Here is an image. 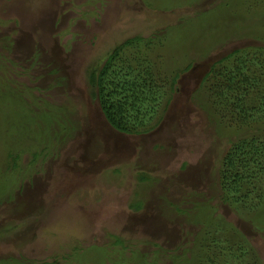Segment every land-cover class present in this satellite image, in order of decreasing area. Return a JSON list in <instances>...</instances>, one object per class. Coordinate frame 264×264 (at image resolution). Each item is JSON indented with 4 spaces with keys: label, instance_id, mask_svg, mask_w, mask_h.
<instances>
[{
    "label": "rangeland",
    "instance_id": "rangeland-1",
    "mask_svg": "<svg viewBox=\"0 0 264 264\" xmlns=\"http://www.w3.org/2000/svg\"><path fill=\"white\" fill-rule=\"evenodd\" d=\"M120 45L116 63L144 57L150 74L177 78L147 133L111 127L89 82ZM237 51L264 54V0H0V264H75L74 246L88 264L122 246L157 264H264V175L250 166L257 188L222 195L236 136L207 103L226 82L223 65L210 69ZM31 116L35 140L16 139Z\"/></svg>",
    "mask_w": 264,
    "mask_h": 264
},
{
    "label": "trees",
    "instance_id": "trees-1",
    "mask_svg": "<svg viewBox=\"0 0 264 264\" xmlns=\"http://www.w3.org/2000/svg\"><path fill=\"white\" fill-rule=\"evenodd\" d=\"M166 34L162 36L166 38ZM138 41L140 42L142 39L136 36L128 40L126 44ZM123 47V45H120L102 68H93L90 71L89 82L99 93L101 111L111 127L124 134L147 133L155 129L168 112L177 92V78L174 76L167 80L164 76L160 75V78L156 74H150L151 67L149 62L142 61L144 57L137 58L133 66L129 64L128 59L116 63L120 59L119 53L123 50ZM253 55L242 54V52L237 51L233 55L224 57L214 63L206 76V78L216 76L219 72V77L223 78V74H226L224 77L225 83L224 81L218 84L213 82L211 86L214 89L212 91L213 97L210 96L207 103L214 110L211 113H214L218 119L229 116V126L236 136L234 141L232 139L229 141L232 146L222 160L223 165L219 175V188L223 190L222 195L230 193L229 191L241 193L246 187L257 188L252 180L256 178L252 173L255 171L250 166L254 169L257 168L262 176L264 175V152L261 153L262 150L264 151V149H261V139L264 138V128H262L264 124V54L259 57ZM147 56L149 57L148 54ZM236 56L241 59L240 62H236V59L233 60V57ZM5 58L7 57L0 55V60ZM218 65H223L219 71L217 70ZM140 67L142 68L140 69ZM141 71L146 74L141 73ZM224 89H228L226 92L228 94L225 93ZM230 93L236 94L233 100L229 98ZM93 95L95 94L93 93ZM49 117L51 121H54L50 114ZM156 118L157 121L153 123L152 121ZM32 119L35 118L31 116L30 118L27 117L26 120L15 121L14 124L17 125V130H13L16 139L20 140L24 137L28 138L29 141L35 140L33 121H29ZM244 131H249V134L254 132V135L249 137V135L244 134ZM19 135L21 137H18ZM35 147L40 150V153L33 152L34 157H37L38 154L43 153L42 150L46 149L44 147L41 150L37 145ZM22 152L23 149L20 148L16 149L15 153L9 154V169L15 170L20 166ZM249 171L252 175L246 176ZM262 179L264 180V176ZM257 192L259 200L255 203L256 207L261 206L260 203L263 198L259 188ZM136 207L140 208L139 205H136ZM204 232L203 238L208 243L207 241L211 239L213 232L205 225L202 233ZM78 249L80 251L81 247L74 246L72 248V252L75 254L74 263L88 264V261L84 260L85 257L78 255L80 253ZM122 249V252L117 253V260H113L112 256L107 259L108 264H126L125 261H129V264L158 263H150L153 255L143 253L139 248L129 251V249L122 246ZM203 249L205 251L203 256L205 257L200 260V263L204 262L205 259L207 260L206 257H209L208 254L210 253L207 248ZM97 250L91 251V253L94 255V252H96V260H99L105 251L100 248H97ZM72 257L68 256L70 259ZM101 262L105 264L104 258L101 259Z\"/></svg>",
    "mask_w": 264,
    "mask_h": 264
}]
</instances>
